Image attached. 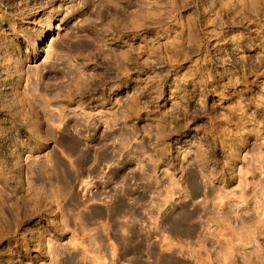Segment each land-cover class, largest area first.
I'll use <instances>...</instances> for the list:
<instances>
[{
  "label": "rangeland",
  "instance_id": "obj_1",
  "mask_svg": "<svg viewBox=\"0 0 264 264\" xmlns=\"http://www.w3.org/2000/svg\"><path fill=\"white\" fill-rule=\"evenodd\" d=\"M0 21V264H264V0Z\"/></svg>",
  "mask_w": 264,
  "mask_h": 264
},
{
  "label": "bare ground",
  "instance_id": "obj_2",
  "mask_svg": "<svg viewBox=\"0 0 264 264\" xmlns=\"http://www.w3.org/2000/svg\"><path fill=\"white\" fill-rule=\"evenodd\" d=\"M234 1H235V0H234ZM231 2H232V1H231ZM235 3H236V2H235ZM233 5H234V4H233ZM224 7H225V6H224ZM8 23H9V22H8ZM4 24H5L4 21H0V26H1V27H2V26L4 27ZM5 25H6V24H5ZM12 25H14V24H10V23H9V24H7V26H5L4 29H3V30H4L3 32H4L7 36H10L11 34L14 33V30H15V29H13V28H15V27H14V26L12 27ZM37 28H38V27H37ZM1 29H2V28H1ZM30 29H31V28H30ZM34 30H35V29H34ZM15 32H16V31H15ZM33 32H34V31H33ZM14 34H15V33H14ZM14 34H13V35H14ZM216 34H217V33H216ZM6 35H5V36H6ZM15 35H16V34H15ZM15 35H14V36H15ZM9 38H10V37H9ZM14 38H15V37H14ZM155 40H156V39H155ZM18 41H19V40H18ZM147 41H148V40H147ZM153 41H154V40H153ZM160 41H161V40H160ZM160 41H159V42H160ZM12 42H13V41H12ZM156 42H157V41H156ZM16 43H17V42H16ZM144 43H146V42H144ZM164 43H165V42H164ZM155 44H156V43H155ZM148 45H149V44H148ZM169 48H170V47H169ZM0 61H1V60H0ZM2 62H3V61H2ZM4 63H5V62H4ZM4 63H3V64H4ZM2 79H3V78H2ZM151 82H152V81H151ZM170 82H171V81H170ZM168 83H169V82H168ZM172 83H173V82H172ZM172 83H169V84H168V86H167L168 88L166 87V88L168 89L169 94H170V96H169L168 99H167L169 105L172 104L173 101H174V99H173L174 96H173V97L171 96V92H172L173 88H176V87H174V85H177V84H174V85H173ZM174 83H175V81H174ZM177 83H178V82H177ZM180 83H181V82H180ZM147 84H148V83H147ZM166 84H167V83H166ZM165 86H166V85H165ZM0 87H1V86H0ZM152 87H153V86H152ZM177 87H178V86H177ZM168 92H167V93H168ZM173 92H174V91H173ZM2 93H3V92H2ZM174 94H175V93H173V95H174ZM167 96H168V95H167ZM167 96H166V97H167ZM165 100H166V98H165ZM174 103H175V101H174ZM174 103H173V104H174Z\"/></svg>",
  "mask_w": 264,
  "mask_h": 264
}]
</instances>
